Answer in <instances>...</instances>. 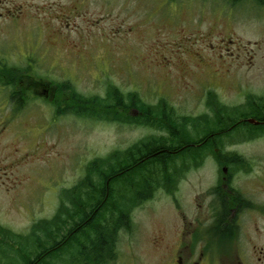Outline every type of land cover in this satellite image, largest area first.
Returning <instances> with one entry per match:
<instances>
[{
	"label": "rangeland",
	"instance_id": "374dc122",
	"mask_svg": "<svg viewBox=\"0 0 264 264\" xmlns=\"http://www.w3.org/2000/svg\"><path fill=\"white\" fill-rule=\"evenodd\" d=\"M0 15V62L6 60L7 69L0 70V77L6 74V90H0V248L13 257L3 234L25 236L38 221L51 219L61 193L79 183L92 161L163 136L104 116L113 94L136 93L148 105L164 99L179 117L209 121L216 104L246 114L247 100L264 94V8L252 3L0 0ZM35 80L57 87L58 100L21 91L29 100L19 111L11 96L20 82ZM70 94L95 102L86 108L98 118L77 115L81 103ZM235 148L258 156L264 140ZM202 172L206 185L212 171ZM197 177L189 175L188 185L178 181L169 192L161 187L133 211V229L121 233L111 264H176L179 206L189 205Z\"/></svg>",
	"mask_w": 264,
	"mask_h": 264
},
{
	"label": "trees",
	"instance_id": "16d2710c",
	"mask_svg": "<svg viewBox=\"0 0 264 264\" xmlns=\"http://www.w3.org/2000/svg\"><path fill=\"white\" fill-rule=\"evenodd\" d=\"M226 1L232 5L252 3L264 8V0ZM62 84L67 90L70 88L68 83ZM74 95L70 94V100L81 103L80 108L74 109L77 115L98 118L100 114L86 108L95 102ZM112 97L114 104L104 107V116L111 121H127L154 129L163 136L140 140L125 150L92 161L79 183L61 193L60 208L51 219L38 221L25 236L3 234L6 241L12 242L16 256L0 248V264H5V260L6 264H111L118 255L121 233L133 229V211L161 187L169 188L170 182L177 178L183 156L181 142L190 135L183 126L215 123L203 115L195 119L179 117L164 99L148 105L136 93H115ZM13 98L19 103V110L26 106L29 95L26 99L19 94ZM211 98L214 99L212 92L208 99L211 101ZM59 105L58 101L57 114L62 111ZM133 107L140 115L123 118L122 114ZM216 107L217 111L213 109L218 124H236L245 116L236 111L232 114L233 109L219 108L218 104ZM190 149L188 156H193L197 150Z\"/></svg>",
	"mask_w": 264,
	"mask_h": 264
},
{
	"label": "flooded vegetation",
	"instance_id": "af4514ba",
	"mask_svg": "<svg viewBox=\"0 0 264 264\" xmlns=\"http://www.w3.org/2000/svg\"><path fill=\"white\" fill-rule=\"evenodd\" d=\"M5 69L3 60L0 70ZM43 83L46 89L38 80L20 82L11 99L25 91L39 97L47 94L48 101L57 100L58 88ZM0 85L5 92V73L0 77ZM250 100L245 104L249 108L247 113L236 124H218L217 110H212V125L183 126L190 135L181 142L179 174L164 190L169 192L178 181L188 185L193 173L198 175L199 185L192 187L189 205L184 202L179 206L176 264H264V153L246 156L235 148L238 144L264 140V94ZM126 115L136 118L140 112L133 107ZM190 148L197 150L193 156H188ZM208 169L212 174L205 185L203 175L207 174L202 170ZM191 211L190 219L187 214Z\"/></svg>",
	"mask_w": 264,
	"mask_h": 264
},
{
	"label": "water",
	"instance_id": "95a60500",
	"mask_svg": "<svg viewBox=\"0 0 264 264\" xmlns=\"http://www.w3.org/2000/svg\"><path fill=\"white\" fill-rule=\"evenodd\" d=\"M45 94H46V90H45Z\"/></svg>",
	"mask_w": 264,
	"mask_h": 264
}]
</instances>
